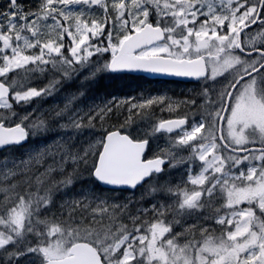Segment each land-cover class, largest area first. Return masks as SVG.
<instances>
[{
  "label": "snow or ice",
  "instance_id": "6c2138e0",
  "mask_svg": "<svg viewBox=\"0 0 264 264\" xmlns=\"http://www.w3.org/2000/svg\"><path fill=\"white\" fill-rule=\"evenodd\" d=\"M0 151V264H264V0H0Z\"/></svg>",
  "mask_w": 264,
  "mask_h": 264
},
{
  "label": "trees",
  "instance_id": "16d2710c",
  "mask_svg": "<svg viewBox=\"0 0 264 264\" xmlns=\"http://www.w3.org/2000/svg\"><path fill=\"white\" fill-rule=\"evenodd\" d=\"M35 83H42V81H37ZM176 83V89L173 88V83L169 81L162 80H147L143 77L132 76V75H105L103 77L97 78L94 82L91 83L86 97L82 99L81 105L86 107L90 103H100L101 101L111 99L112 97L124 98L128 96H138L141 93L147 94H163L167 93L169 96H172L176 99H183L193 95L194 91H198L200 87V82L197 85L193 84H184L180 82ZM80 86V78H77L75 83L71 85L66 84L60 92L56 93L52 97L44 99L40 103V109H47L53 104L63 102V96L67 91H76ZM35 106L33 104L28 109H23L21 111H31V107ZM167 115V114H165ZM90 133L86 130L84 136L81 139L88 137ZM53 137L51 135L45 136L40 139H35L29 141L23 148H18L15 152V155L19 156L22 153L26 152L29 147L39 145L42 143H47ZM161 145L164 144V141L159 142ZM5 153L0 152V158L3 157ZM180 169H173V173L176 174ZM92 183L89 177L85 176L83 180L77 181L74 185V189L79 191L81 188L91 187Z\"/></svg>",
  "mask_w": 264,
  "mask_h": 264
},
{
  "label": "water",
  "instance_id": "95a60500",
  "mask_svg": "<svg viewBox=\"0 0 264 264\" xmlns=\"http://www.w3.org/2000/svg\"><path fill=\"white\" fill-rule=\"evenodd\" d=\"M117 74H122V73H117ZM125 74L144 76L150 79L176 80V81L185 82V83L197 82V80L191 79V78L173 77V76H167V75H161V74H151V73H144V72H125Z\"/></svg>",
  "mask_w": 264,
  "mask_h": 264
},
{
  "label": "flooded vegetation",
  "instance_id": "af4514ba",
  "mask_svg": "<svg viewBox=\"0 0 264 264\" xmlns=\"http://www.w3.org/2000/svg\"><path fill=\"white\" fill-rule=\"evenodd\" d=\"M171 82L173 83V84H172V85H173V88L176 89L177 86H176V83H174V82H177V81H171ZM197 83H198V82H196L195 84L197 85ZM195 84H194V85H195Z\"/></svg>",
  "mask_w": 264,
  "mask_h": 264
},
{
  "label": "rangeland",
  "instance_id": "374dc122",
  "mask_svg": "<svg viewBox=\"0 0 264 264\" xmlns=\"http://www.w3.org/2000/svg\"><path fill=\"white\" fill-rule=\"evenodd\" d=\"M219 79H221V80H222V79H223V77H221V78H219ZM198 90H199V88H198Z\"/></svg>",
  "mask_w": 264,
  "mask_h": 264
}]
</instances>
